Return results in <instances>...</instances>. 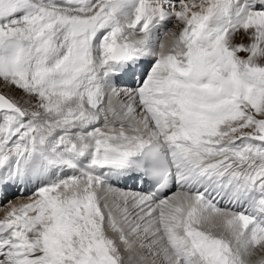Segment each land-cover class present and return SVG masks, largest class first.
<instances>
[{
  "label": "snow or ice",
  "instance_id": "6c2138e0",
  "mask_svg": "<svg viewBox=\"0 0 264 264\" xmlns=\"http://www.w3.org/2000/svg\"><path fill=\"white\" fill-rule=\"evenodd\" d=\"M0 89V264H264V0H0Z\"/></svg>",
  "mask_w": 264,
  "mask_h": 264
},
{
  "label": "rangeland",
  "instance_id": "374dc122",
  "mask_svg": "<svg viewBox=\"0 0 264 264\" xmlns=\"http://www.w3.org/2000/svg\"><path fill=\"white\" fill-rule=\"evenodd\" d=\"M0 90H3L5 91L6 93L12 95L13 97L19 99L20 97H22L24 94L19 91V90H16V89H12V90H8V89H0Z\"/></svg>",
  "mask_w": 264,
  "mask_h": 264
},
{
  "label": "bare ground",
  "instance_id": "6f19581e",
  "mask_svg": "<svg viewBox=\"0 0 264 264\" xmlns=\"http://www.w3.org/2000/svg\"><path fill=\"white\" fill-rule=\"evenodd\" d=\"M168 27H169V28H173V25L170 24ZM173 30H174V29H173ZM240 39H241V37H238V38H237L238 41H239ZM244 42H247V39H246V38H244ZM240 55L243 56V55H246V54H245V53H240ZM127 185H128V187H129V183H128V182H125L124 186H127ZM132 185H133V184H132ZM132 185H131V186H132ZM129 188L134 189V188H132V187H129ZM135 190H136V189H135ZM137 191H138V190H137ZM25 198H26L25 196H24V197H19L18 199L14 200V201L17 202L18 200H22V199H25ZM222 203H225V204H226L227 202H226V201L224 202V201L222 200Z\"/></svg>",
  "mask_w": 264,
  "mask_h": 264
}]
</instances>
